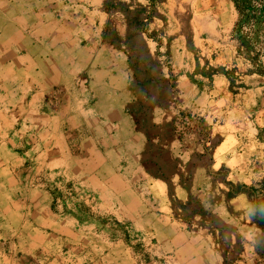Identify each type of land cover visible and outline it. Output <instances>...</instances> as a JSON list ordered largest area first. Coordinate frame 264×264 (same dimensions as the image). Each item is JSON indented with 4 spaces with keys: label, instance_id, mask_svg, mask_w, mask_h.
I'll return each mask as SVG.
<instances>
[{
    "label": "rangeland",
    "instance_id": "374dc122",
    "mask_svg": "<svg viewBox=\"0 0 264 264\" xmlns=\"http://www.w3.org/2000/svg\"><path fill=\"white\" fill-rule=\"evenodd\" d=\"M93 2L40 72L0 0V264H264V57L232 1L105 0L100 30Z\"/></svg>",
    "mask_w": 264,
    "mask_h": 264
},
{
    "label": "crops",
    "instance_id": "0c3cea01",
    "mask_svg": "<svg viewBox=\"0 0 264 264\" xmlns=\"http://www.w3.org/2000/svg\"><path fill=\"white\" fill-rule=\"evenodd\" d=\"M75 0H26L25 7V26L29 29L28 39L26 45H29L27 59L30 64L27 66L31 70H39L43 72L44 69H40L36 64L41 63L43 66L46 63V59L49 57V38L47 29L50 24L55 25H67L73 27L78 16L77 13L80 12L79 8H75ZM68 2V3H67ZM71 6H69L71 3ZM105 0H94L92 6L91 14H95L96 21L94 22V27L98 30L106 27L107 19L103 18L102 9L104 8ZM16 1H10L9 7L12 6ZM55 3V5H54ZM89 13V11H87ZM50 86L56 84V78H52L48 82ZM49 86V87H50ZM46 88L41 87L40 89H35L37 92L46 91ZM39 94L34 96V100L39 99Z\"/></svg>",
    "mask_w": 264,
    "mask_h": 264
},
{
    "label": "trees",
    "instance_id": "16d2710c",
    "mask_svg": "<svg viewBox=\"0 0 264 264\" xmlns=\"http://www.w3.org/2000/svg\"><path fill=\"white\" fill-rule=\"evenodd\" d=\"M236 12L233 35L242 52L254 59L264 57L262 44L264 29V0H231ZM238 47V50H239ZM238 52V51H237Z\"/></svg>",
    "mask_w": 264,
    "mask_h": 264
}]
</instances>
